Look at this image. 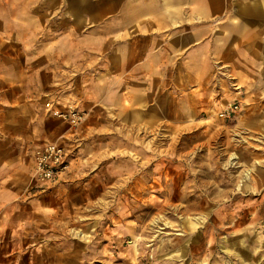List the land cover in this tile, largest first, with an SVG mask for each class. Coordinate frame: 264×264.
Returning <instances> with one entry per match:
<instances>
[{"label": "rangeland", "instance_id": "rangeland-1", "mask_svg": "<svg viewBox=\"0 0 264 264\" xmlns=\"http://www.w3.org/2000/svg\"><path fill=\"white\" fill-rule=\"evenodd\" d=\"M162 2L0 0V142L8 129L25 135L35 106L23 103L37 101L43 136L34 147L19 148L23 164L33 165L34 152L49 140L86 148L72 162L84 163V170L74 165L58 182L67 184L70 200L58 230L38 242L58 264H264V58L238 56L242 27L223 25L232 10L196 14L188 6L186 24L172 27L200 37L198 44L211 33L230 34L219 56L210 57L217 105L205 113L185 120L172 105L171 115L131 124L114 115L93 121L82 109L86 118L73 127L57 111L76 108H53L59 86L74 76L67 69L93 61L100 36L110 44L117 33L135 32L131 19L162 18L155 9ZM159 27L139 26L140 34ZM85 35L98 38L85 42ZM80 45L86 54L77 51ZM33 167L29 181L37 188ZM16 230L0 234L7 239L0 253L9 258L24 256V234Z\"/></svg>", "mask_w": 264, "mask_h": 264}, {"label": "crops", "instance_id": "crops-1", "mask_svg": "<svg viewBox=\"0 0 264 264\" xmlns=\"http://www.w3.org/2000/svg\"><path fill=\"white\" fill-rule=\"evenodd\" d=\"M189 4L186 0H164L155 8L162 10V18L137 16L131 19L135 32L117 33L112 36L114 40L110 44L106 43V35L99 38L85 35V42L97 40L96 38L100 41V45L94 43L98 45L95 48L97 56L92 57L93 61L89 57V62L82 60L80 65L67 69V73H74V76H67L66 81L59 86L53 108L72 106L78 110H90L93 121H99L101 116L114 115L116 121L134 124L152 123L156 120V115H171L172 105L178 108L177 112L174 110V114L184 117L205 113L216 106L215 93L218 88L214 89L213 84H209L213 80L210 77V57L219 56V47L221 49L225 46L220 42L230 41V34L223 37L217 32L211 33L210 39L198 44L200 37L192 34L188 36L187 29L172 27L186 24L188 19L184 11L188 6L196 14H203L202 11L208 9L232 10L233 17H229L223 25L242 27L240 29L243 36L238 40L243 44L238 56L264 58V0H226V3H219L220 6L215 4V0H195ZM166 14L170 16L167 18ZM211 21L217 19L212 18ZM151 25L161 27L155 32L147 28L146 33L140 34L139 26ZM193 36L192 40H188V37ZM80 47L77 51L86 54L83 46ZM198 81L204 82L200 85ZM23 104L26 107L35 106V110L37 108V101ZM34 111L28 124L23 125L25 135L18 132L11 134L8 129L4 131L5 140L0 142V234L5 233V227H14L15 231L17 228L20 234H24L20 244L24 256L9 258L8 253L2 252L0 258L6 257V260H0V264H58L57 257L53 261L43 256L42 251L47 247L38 245V242L41 234L58 230L59 213L63 217L64 210H68L70 200L65 192L67 184L58 182L68 177L72 166L74 168L75 165L76 171L84 170L85 166L79 161L72 163L77 153H85V145L76 151L71 143L66 142L67 148L73 151V157L70 156L67 173L56 182L58 185L53 183L43 189L31 187L29 175L32 173L34 156L33 165L23 164L24 157L21 155L25 152L19 151V148L34 147V140L43 136L42 114ZM168 118L172 120L171 117ZM182 119L183 117L173 118L175 121ZM86 130L87 126L80 133L83 138H86ZM50 134L48 136L55 135L52 132ZM20 179H23L21 186ZM59 203L62 204L61 207ZM2 241L3 235L0 238V250L3 246L6 247Z\"/></svg>", "mask_w": 264, "mask_h": 264}, {"label": "built area", "instance_id": "built-area-1", "mask_svg": "<svg viewBox=\"0 0 264 264\" xmlns=\"http://www.w3.org/2000/svg\"><path fill=\"white\" fill-rule=\"evenodd\" d=\"M231 110L228 108L224 113L229 115ZM57 114L66 119L73 127L79 125L86 118V113L78 109L57 111ZM69 166L70 153L64 145L54 141L45 143L34 155L32 177L35 185L46 187L58 182L67 173Z\"/></svg>", "mask_w": 264, "mask_h": 264}]
</instances>
